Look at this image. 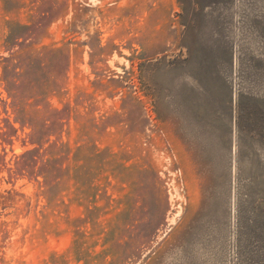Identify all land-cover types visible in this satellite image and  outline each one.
<instances>
[{"label":"rangeland","instance_id":"rangeland-1","mask_svg":"<svg viewBox=\"0 0 264 264\" xmlns=\"http://www.w3.org/2000/svg\"><path fill=\"white\" fill-rule=\"evenodd\" d=\"M0 264H264V0H0Z\"/></svg>","mask_w":264,"mask_h":264}]
</instances>
